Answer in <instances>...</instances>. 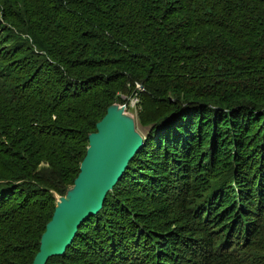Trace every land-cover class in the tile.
I'll use <instances>...</instances> for the list:
<instances>
[{"label": "trees", "instance_id": "trees-1", "mask_svg": "<svg viewBox=\"0 0 264 264\" xmlns=\"http://www.w3.org/2000/svg\"><path fill=\"white\" fill-rule=\"evenodd\" d=\"M8 1L42 53L8 67L30 52L0 32V264L32 263L89 134L140 84L160 116L46 264H264V0Z\"/></svg>", "mask_w": 264, "mask_h": 264}, {"label": "water", "instance_id": "water-1", "mask_svg": "<svg viewBox=\"0 0 264 264\" xmlns=\"http://www.w3.org/2000/svg\"><path fill=\"white\" fill-rule=\"evenodd\" d=\"M123 110L124 107H108L105 116L96 124V132L89 135L86 154L74 182L75 189L65 198H56L57 208L46 224L39 252L32 264H46L49 258L65 253L79 226L101 210L107 193L112 191L129 162L143 147L144 139ZM51 231L58 235L60 244L46 250L44 242Z\"/></svg>", "mask_w": 264, "mask_h": 264}, {"label": "rangeland", "instance_id": "rangeland-1", "mask_svg": "<svg viewBox=\"0 0 264 264\" xmlns=\"http://www.w3.org/2000/svg\"><path fill=\"white\" fill-rule=\"evenodd\" d=\"M12 13H15L14 7L11 5L10 1L8 0H0V32L4 35L3 41H5V46L6 48H11L13 46H24L26 45L27 50L30 52L24 57L22 60H16L15 62L9 63L8 67H12L14 64L19 66L20 64L23 65V68L28 66L29 64H23L25 63L26 60H30L33 55H40L42 52L39 50V48L35 45L34 39L31 36V34L28 32V29L22 27L19 25L15 19L12 17ZM29 17H31L29 15ZM22 20H19L20 23H24L26 18L23 16L19 17ZM9 79L8 81L17 84H23V83H29L31 79L35 76V72L31 73L29 75V72L20 69V70H15V73H8ZM136 89L138 90L136 93L132 94L129 97H124L120 96L118 101H115L112 105L117 106V107H124L123 114L130 118L135 127V131L142 137V139H145L148 133V128L147 127L150 123L154 122L155 119L160 116L158 114H154L148 110L144 109L143 105H140V99L138 98L139 92H144V86L142 84L137 85ZM119 96V95H118ZM111 105V106H112ZM141 114L145 116V121H142L141 119ZM148 116V117H147ZM153 126V125H151ZM150 126V127H151ZM147 127V128H146ZM96 132V125H95V131L92 132L91 134ZM90 135V134H89ZM89 137V136H88ZM88 147V146H87ZM81 165V163H80ZM75 180L73 181L72 184L67 186V190L63 196H60L62 198L67 197V194L70 192L72 193L75 189L74 185ZM57 197L59 195L54 194L55 198V207L57 203ZM54 207V211L55 208ZM53 211V213H54ZM226 246L229 245L226 243ZM40 246V245H39ZM39 252V250H38ZM145 254L143 258H139V260L142 263L150 264L153 262L151 259L148 258ZM34 260V259H33ZM33 262V261H32ZM32 264V263H31ZM125 264V263H124Z\"/></svg>", "mask_w": 264, "mask_h": 264}, {"label": "bare ground", "instance_id": "bare-ground-1", "mask_svg": "<svg viewBox=\"0 0 264 264\" xmlns=\"http://www.w3.org/2000/svg\"><path fill=\"white\" fill-rule=\"evenodd\" d=\"M68 202V201H65ZM65 205V204H64ZM60 244V240L58 238V235L56 233H53L52 231L48 234L45 242H44V248L46 250L54 249Z\"/></svg>", "mask_w": 264, "mask_h": 264}]
</instances>
